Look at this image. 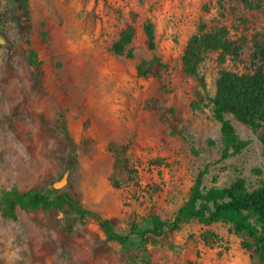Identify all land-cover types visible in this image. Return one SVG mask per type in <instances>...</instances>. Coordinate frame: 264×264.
<instances>
[{"label": "rangeland", "instance_id": "374dc122", "mask_svg": "<svg viewBox=\"0 0 264 264\" xmlns=\"http://www.w3.org/2000/svg\"><path fill=\"white\" fill-rule=\"evenodd\" d=\"M22 3L28 13L18 16ZM127 24L136 28L131 57L112 50ZM202 24L225 25L244 42L223 64L219 52L206 55L205 86L182 62ZM24 27L43 61L40 80ZM0 35V190L70 193L125 234L133 222L147 229L154 216L170 220L203 168L207 187L244 178L253 190L264 180V129L227 114L235 128L227 140L211 101L220 70L245 72L264 40V0L252 9L227 0H0ZM153 56L164 67L139 75L138 64ZM69 220L42 207L18 208L16 220L0 213V264H129L94 219L66 227ZM242 240L254 243L230 223L190 219L149 245L141 264H264Z\"/></svg>", "mask_w": 264, "mask_h": 264}, {"label": "trees", "instance_id": "16d2710c", "mask_svg": "<svg viewBox=\"0 0 264 264\" xmlns=\"http://www.w3.org/2000/svg\"><path fill=\"white\" fill-rule=\"evenodd\" d=\"M225 0H219L223 2ZM238 1L248 8L258 6L261 0H227ZM25 6L24 10L20 8ZM19 16L28 13V5H20ZM27 32L26 43L28 45V62L32 66L36 79L40 80L43 75L39 55L32 46ZM147 46L150 50L156 48V36L154 24L148 20L145 24ZM136 28L127 24L120 32L119 38L112 45L116 54L133 56L128 50ZM244 51L242 38L234 39L230 35L227 26H218L207 29L202 24L198 31L193 34L185 47L182 62L185 70L199 76V68L209 52H219V62L223 64L227 56L238 57ZM164 64L158 56L150 60H144L137 66V73L141 76L158 74ZM202 85L205 79L199 76ZM212 101L214 118L221 125V133L227 140H235V128L226 117L232 114L235 120L253 129H264V40L256 43L248 69L243 73L228 69H221L216 80V90ZM207 168L199 171L194 185L186 202L174 213L170 220H162L154 216L150 228H143L136 222L130 225L127 233L123 234L115 229L111 218L86 208L79 198L67 192L46 194L38 189H29L21 192L17 186L0 190V213L6 219L16 220L18 208L42 207L47 211L62 210L70 215L66 227L72 226V221H83L88 218L94 219L105 236L109 240L121 244L123 256L129 264L147 263L150 260L149 245H157L160 241L181 224L197 219L202 223H214L224 221L230 223L236 235L253 239L250 244L242 240V246L253 255H264V180L260 185L250 190L244 178H237L227 187H207L204 184V176ZM139 238V243L132 244L131 236ZM133 248V249H132ZM132 250H134L132 252Z\"/></svg>", "mask_w": 264, "mask_h": 264}, {"label": "water", "instance_id": "95a60500", "mask_svg": "<svg viewBox=\"0 0 264 264\" xmlns=\"http://www.w3.org/2000/svg\"><path fill=\"white\" fill-rule=\"evenodd\" d=\"M0 44H7V40L3 35H0Z\"/></svg>", "mask_w": 264, "mask_h": 264}]
</instances>
